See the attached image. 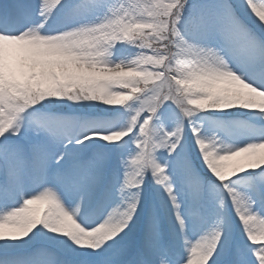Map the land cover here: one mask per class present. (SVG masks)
Here are the masks:
<instances>
[{
  "label": "snow or ice",
  "instance_id": "obj_1",
  "mask_svg": "<svg viewBox=\"0 0 264 264\" xmlns=\"http://www.w3.org/2000/svg\"><path fill=\"white\" fill-rule=\"evenodd\" d=\"M0 264H264V0H0Z\"/></svg>",
  "mask_w": 264,
  "mask_h": 264
}]
</instances>
